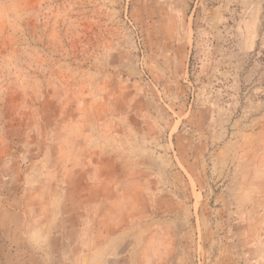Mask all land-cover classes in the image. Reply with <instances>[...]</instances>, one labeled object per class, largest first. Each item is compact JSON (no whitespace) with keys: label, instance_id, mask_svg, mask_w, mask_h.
Masks as SVG:
<instances>
[{"label":"rangeland","instance_id":"1","mask_svg":"<svg viewBox=\"0 0 264 264\" xmlns=\"http://www.w3.org/2000/svg\"><path fill=\"white\" fill-rule=\"evenodd\" d=\"M38 239L264 264V0H0V264Z\"/></svg>","mask_w":264,"mask_h":264},{"label":"crops","instance_id":"2","mask_svg":"<svg viewBox=\"0 0 264 264\" xmlns=\"http://www.w3.org/2000/svg\"><path fill=\"white\" fill-rule=\"evenodd\" d=\"M40 230V229H39ZM100 239H98V241L96 243H91L88 246L87 243H84V241L82 239H77L76 243L75 241H65L63 243V245H69L70 247H73L74 244L77 246V252L76 254L73 255H67L65 253H60L59 255H57L58 258L57 261H62V259H64V256H70V262L71 264H108V262H112L113 259L111 257H116V248L111 249V253H105V251L107 252V250H103L104 247H113L115 245V243H112L113 240L109 239V240H105L103 242L104 245L101 246L102 248H98V246L101 245V242L99 241ZM104 240V239H103ZM44 244V240H37L36 243L31 244L32 246H37V248L35 250H33V252L31 253H27L26 257L23 258V261H28L30 263H37L40 264V262H44L45 261V257L43 256V254L40 252V246H42ZM81 246H86V250H79L78 247L81 248ZM109 258H111V260H109ZM129 259L131 261H133V264H137L135 263V261L132 259V256H129ZM60 261V262H61ZM73 262V263H72Z\"/></svg>","mask_w":264,"mask_h":264}]
</instances>
